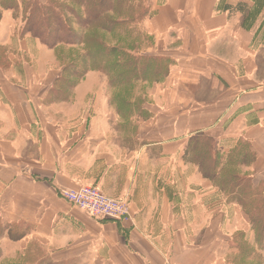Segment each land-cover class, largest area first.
I'll return each instance as SVG.
<instances>
[{
	"label": "crops",
	"instance_id": "crops-1",
	"mask_svg": "<svg viewBox=\"0 0 264 264\" xmlns=\"http://www.w3.org/2000/svg\"><path fill=\"white\" fill-rule=\"evenodd\" d=\"M146 54L170 60L142 113L121 116L89 70L55 99L56 50L0 17V264H264L240 204L190 160L205 135L264 183V0H144ZM60 64V63H59ZM70 92V91H69ZM90 184L128 202L94 218L59 195Z\"/></svg>",
	"mask_w": 264,
	"mask_h": 264
},
{
	"label": "trees",
	"instance_id": "trees-1",
	"mask_svg": "<svg viewBox=\"0 0 264 264\" xmlns=\"http://www.w3.org/2000/svg\"><path fill=\"white\" fill-rule=\"evenodd\" d=\"M19 2V3H18ZM0 8H21L24 24L21 34H30L48 48L82 46V52L68 53L51 94L65 99L69 89L88 70L103 71L115 89L111 102L117 112L129 118L141 110L140 97L132 99L136 79L158 80L165 76L170 60L165 57L137 54L136 44L107 43L104 35L118 31L126 24L140 22L149 12L144 0H0ZM77 23L81 32L73 25ZM189 158L201 173L227 196L233 197L246 214L259 247L264 244V183L254 185L250 176L241 174L239 166L251 162L253 155L246 143L238 144L225 159L214 142L205 135L190 138L186 147ZM3 227L0 225V236ZM237 264H245L251 248L245 241L236 242Z\"/></svg>",
	"mask_w": 264,
	"mask_h": 264
},
{
	"label": "rangeland",
	"instance_id": "rangeland-1",
	"mask_svg": "<svg viewBox=\"0 0 264 264\" xmlns=\"http://www.w3.org/2000/svg\"><path fill=\"white\" fill-rule=\"evenodd\" d=\"M19 3V2H18ZM4 12H9L11 15L9 16V19L12 20V22L15 25V30L18 28L19 32L20 29L22 28L24 21L22 19V10L21 8H17L16 10L13 9H2L0 8V17H2V15L4 14ZM144 19V18H143ZM143 21V20H142ZM140 22H134V23H130V24H126L122 27V29L120 28L118 31L116 32H112L111 34H106L104 35L105 40L107 41V43H110L112 46L113 45H117L119 43L123 44H127V43H134L136 44V50L134 51V53L137 54H146V48L148 46L151 45L152 43V36H150L145 30H143L141 23ZM73 27L78 30L79 32H81L80 27L77 25V23H74ZM28 34V33H26ZM83 47L82 46H78V47H69V46H64L62 50H58L56 52V68L60 66H62V64L65 62H67V57L69 56L68 53H72L75 54L76 52H82ZM58 54L61 55V57L63 58V63L60 61ZM60 63V64H59ZM60 65V66H59ZM89 71V70H88ZM87 71V72H88ZM86 72V73H87ZM102 74H105L108 78V75L103 72L100 71ZM163 79V76L160 77V79L158 80H142L140 79H136L133 82V87H132V99H136L137 97L141 99L142 105L144 104V102L146 101V88L150 87L152 84H154L155 82H159ZM81 79L78 80V82ZM77 82V83H78ZM76 83V84H77ZM106 85H108L109 87V80L106 82ZM72 88V87H71ZM70 88V89H71ZM69 89L70 92L69 96L72 95L71 90ZM115 89H113L111 87V98L113 97L114 93H115ZM143 111L138 110L137 112H135L133 115H137V114H141ZM132 115V116H133ZM229 200L235 201V199L233 197H228ZM261 248H264V244ZM260 259V262L262 264V258L258 257Z\"/></svg>",
	"mask_w": 264,
	"mask_h": 264
},
{
	"label": "built area",
	"instance_id": "built-area-1",
	"mask_svg": "<svg viewBox=\"0 0 264 264\" xmlns=\"http://www.w3.org/2000/svg\"><path fill=\"white\" fill-rule=\"evenodd\" d=\"M59 195L74 207L94 218L119 220L129 215L128 202L107 196L94 185L60 189Z\"/></svg>",
	"mask_w": 264,
	"mask_h": 264
}]
</instances>
